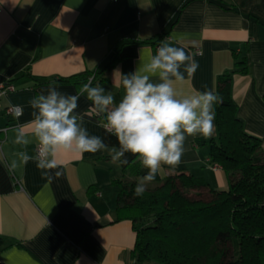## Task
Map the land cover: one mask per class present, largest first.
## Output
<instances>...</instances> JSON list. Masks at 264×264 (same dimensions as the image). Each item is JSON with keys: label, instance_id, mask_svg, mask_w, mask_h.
Wrapping results in <instances>:
<instances>
[{"label": "crops", "instance_id": "obj_1", "mask_svg": "<svg viewBox=\"0 0 264 264\" xmlns=\"http://www.w3.org/2000/svg\"><path fill=\"white\" fill-rule=\"evenodd\" d=\"M168 38V39H167ZM165 41L191 53L199 67L177 89L185 94L215 91L219 77L238 60L246 74L232 76V95L247 134L264 151V0H0V84L14 90L0 99V264H129L135 242L133 223L118 220L116 181L124 167L107 151L58 154L62 175L48 182L35 160L37 143L14 144L15 129L28 123L29 101L58 90L75 95L80 86L62 78L96 73L100 85L119 99L121 75L134 72L141 49ZM114 58L113 66L104 67ZM183 71V68L181 69ZM105 78L103 82L97 80ZM120 101V100H119ZM118 101V102H119ZM77 112L90 135L109 147L117 138L103 127L92 103L81 95ZM19 107L17 118L5 114ZM214 110V106H213ZM186 137L180 164L162 166L159 176L183 172L223 187L225 174L207 164L208 141ZM130 163L136 156L125 154ZM16 167L10 168L12 161Z\"/></svg>", "mask_w": 264, "mask_h": 264}, {"label": "trees", "instance_id": "obj_2", "mask_svg": "<svg viewBox=\"0 0 264 264\" xmlns=\"http://www.w3.org/2000/svg\"><path fill=\"white\" fill-rule=\"evenodd\" d=\"M113 63L114 58L102 72ZM247 71L246 62L238 60L219 77L214 91L221 102L214 105L216 136L208 141L207 160L226 175L225 191L203 178L174 172L158 174L136 196L137 180L147 169L137 157L124 167L116 181V212L118 220L133 223L135 264H264V151L261 140L245 132L232 95L233 74ZM96 77L85 72L60 81L81 86L91 78L93 85ZM114 98L118 103L119 97ZM98 118L104 121L103 115ZM201 192L209 199L189 197Z\"/></svg>", "mask_w": 264, "mask_h": 264}, {"label": "clouds", "instance_id": "obj_3", "mask_svg": "<svg viewBox=\"0 0 264 264\" xmlns=\"http://www.w3.org/2000/svg\"><path fill=\"white\" fill-rule=\"evenodd\" d=\"M141 49L138 68L122 74L119 86L123 88L120 101L110 90L100 85L92 86L91 78L82 84L77 94L68 95L58 90L56 81L29 101L32 119L15 129L14 144L27 146L29 137L38 145L37 155L26 151L18 153L25 165L35 160L41 175L48 182L62 173L58 154L74 152L79 155L107 151L113 163L128 164L126 153L136 156L146 175L138 178L134 188L136 196L142 195L153 182L162 166L177 167L185 151L186 137H210L214 131L213 106L221 97L213 91L185 94L177 85L185 80L184 73L193 76L199 67L191 53L182 47L162 41L155 50ZM183 68V71L181 69ZM81 95L92 103V111L103 114L105 130L117 138L119 147H109L97 135H90L83 119L76 111ZM17 107L13 115L19 117ZM13 160L10 168L16 167Z\"/></svg>", "mask_w": 264, "mask_h": 264}, {"label": "built area", "instance_id": "obj_4", "mask_svg": "<svg viewBox=\"0 0 264 264\" xmlns=\"http://www.w3.org/2000/svg\"><path fill=\"white\" fill-rule=\"evenodd\" d=\"M168 39V38H167ZM160 45H156L154 46V52L155 50L159 47ZM89 81V80H88ZM14 88L13 86L9 83V82H6V83H1L0 84V99L2 96H4L6 93L8 92H11L13 91ZM17 107H14V106H8L4 109V112L5 114H8V115H13V112L14 110L16 109ZM14 116V115H13ZM6 131V128H0V133H5ZM0 144H1V141H0ZM38 153V146H37V149H36V154ZM207 164L209 165V167L212 169V170H215V169H218V168H221L220 166L218 165H210L208 160H207ZM129 264H135L133 261Z\"/></svg>", "mask_w": 264, "mask_h": 264}, {"label": "rangeland", "instance_id": "obj_5", "mask_svg": "<svg viewBox=\"0 0 264 264\" xmlns=\"http://www.w3.org/2000/svg\"><path fill=\"white\" fill-rule=\"evenodd\" d=\"M212 188L215 189V190H218V191H225L228 188V182H227L226 175H225V182H224V186L223 187H220V188L212 187ZM189 197H191L193 199H202V200L209 199L208 194L206 195L204 192H201L198 196L195 195V193L194 194L192 193Z\"/></svg>", "mask_w": 264, "mask_h": 264}]
</instances>
